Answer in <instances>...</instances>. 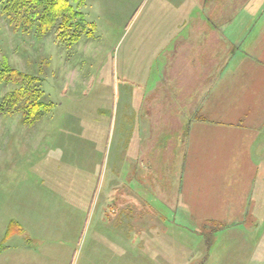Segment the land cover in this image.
<instances>
[{"label": "rangeland", "instance_id": "rangeland-1", "mask_svg": "<svg viewBox=\"0 0 264 264\" xmlns=\"http://www.w3.org/2000/svg\"><path fill=\"white\" fill-rule=\"evenodd\" d=\"M1 1L0 59L41 77L53 109L31 125L19 113L0 112V264H256L258 254L243 252V241L249 233L256 245L264 221L242 211L264 206V34L250 56L240 53L212 85L216 105L208 117L223 124L203 128L196 139L183 195L172 190L168 205L154 194L161 227L155 221L146 229L139 221L124 229L113 187L129 178L125 144L138 102L164 71L171 81L184 69L183 56L176 58L178 49L189 48L184 23H223L226 15L212 16L216 0L209 7L205 0L76 1L84 30L69 46L59 31L44 39L14 33ZM11 89L0 84V103ZM171 173L177 189L182 174ZM228 194L233 212L219 215L215 202H227ZM218 215L228 219L213 221Z\"/></svg>", "mask_w": 264, "mask_h": 264}, {"label": "crops", "instance_id": "crops-1", "mask_svg": "<svg viewBox=\"0 0 264 264\" xmlns=\"http://www.w3.org/2000/svg\"><path fill=\"white\" fill-rule=\"evenodd\" d=\"M211 1L205 0L204 3L208 4L209 7ZM216 1L219 4L215 6V12L214 10L211 11L214 12L212 16L217 18L219 15L221 17L226 15V20L223 23H215L211 19L207 21L201 19V21L194 23V27L191 24L184 23V31L187 37L183 42L185 45L188 44L189 48L186 54L181 52L183 47L176 51L178 53L176 58L181 56L184 58V69L178 71L179 74L174 75L175 78L171 81L170 79L169 81L163 79L169 77L171 71H164L159 76L149 96L140 98L134 120H130L131 127L129 131L131 135L126 139L125 150H127L126 157L130 156L131 161L129 163L130 167H127L124 172V174L129 175V178L123 183L116 180L113 187V198L118 206L116 212L123 223L127 222V225L123 227L124 229L126 227L136 229L139 221L146 222V229L150 228L152 230L155 221L161 227L162 223L159 224L158 221L160 220L159 213L157 214L154 209V194L156 193L168 205H171L172 200H175L172 190H178L183 195L185 188L184 176L187 171L185 164L187 159L194 157L191 154L195 153L196 144L198 143H196V139L200 136L203 128L211 129L214 126L223 124V122L212 121L208 117L210 112L213 114L210 110H214L216 105L212 103L211 99L213 94L215 98L213 89L217 85V79L224 76L227 66L233 68L234 64L232 62L235 57L238 58L240 53L243 56L245 55L244 59L250 56L249 52L256 45L255 39L262 40L264 13L263 19L258 24L256 20L253 23V20L256 18L255 14L264 12V0H242L240 8L235 6L234 10L230 8L234 0H226L225 4H220L223 0ZM240 14H243L241 22L238 20ZM202 18H205V16ZM193 34L197 38L190 39ZM238 46H241V48ZM206 60L208 64L205 66L204 61ZM199 65H201L200 68H198ZM178 77L183 79L180 80ZM191 77L195 79L193 85H191V79H187ZM170 82L176 83L172 87ZM212 85H215L214 88ZM203 110L204 114H202ZM171 133L175 137L171 136ZM130 152L131 154H129ZM175 156L176 159L172 163L171 157ZM181 160H183V164L178 173L177 165L181 163ZM171 165H175V167ZM173 171L182 174L180 178L182 181L177 189L173 183L177 180V176L173 177L171 173ZM230 187L227 186L226 188ZM148 195L151 197H148ZM228 197L230 199L227 202L226 200L215 202V205H217L215 212H218L219 215L221 212L226 211L232 214V206L235 204H233L231 195L228 194ZM191 204L195 205L196 201L193 200ZM226 205L228 207H224ZM190 210H192V207H190ZM254 211L255 209L251 212L243 210L242 214L253 215L250 218L251 220L263 222L264 206L261 205V212L256 213ZM219 215L218 218L212 220L228 219V217L223 218ZM234 219L237 218L234 217L231 220ZM180 228L185 227L181 225ZM230 231L234 232L236 230L231 229ZM245 235L247 237L245 236L243 246H246L242 248L243 252L257 253L256 264H264V230L260 233L258 230L254 236L257 241L256 245H251L249 240L251 235L249 233Z\"/></svg>", "mask_w": 264, "mask_h": 264}, {"label": "trees", "instance_id": "trees-1", "mask_svg": "<svg viewBox=\"0 0 264 264\" xmlns=\"http://www.w3.org/2000/svg\"><path fill=\"white\" fill-rule=\"evenodd\" d=\"M76 1L82 0H2L1 15L14 33L44 39L59 31L61 42L72 46L80 40L85 23L73 5ZM0 84L12 88L0 103L1 113H19L23 122L31 125L41 121L53 109V105L44 100L42 78L19 71L6 57L0 59ZM213 224L217 225L211 222ZM212 226L207 225L205 230ZM221 230L227 228L223 225Z\"/></svg>", "mask_w": 264, "mask_h": 264}]
</instances>
